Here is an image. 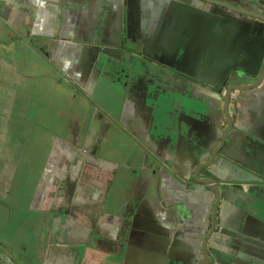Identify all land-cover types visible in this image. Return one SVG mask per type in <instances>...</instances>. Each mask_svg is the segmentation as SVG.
I'll return each mask as SVG.
<instances>
[{"label": "crops", "instance_id": "1", "mask_svg": "<svg viewBox=\"0 0 264 264\" xmlns=\"http://www.w3.org/2000/svg\"><path fill=\"white\" fill-rule=\"evenodd\" d=\"M217 1L250 13L0 0V264H264V76L225 108L264 74V0ZM30 143L45 187L6 212Z\"/></svg>", "mask_w": 264, "mask_h": 264}, {"label": "rangeland", "instance_id": "2", "mask_svg": "<svg viewBox=\"0 0 264 264\" xmlns=\"http://www.w3.org/2000/svg\"><path fill=\"white\" fill-rule=\"evenodd\" d=\"M57 107V105H55V108ZM63 107V105H62ZM43 122H41V125H42ZM33 144L30 143V146L29 148L27 149V151L24 150V153L22 154V159H21V164L19 165H16V169H15V173H14V190L17 192L15 195H9V199H6L5 202H4V205H5V208H4V211L6 212H12L13 210V207H12V204H13V198L14 196H16L18 194V201L21 200V204H23L24 202H26L27 198L30 196L28 195V193H31V198L32 196L36 193V191L39 189V190H42L44 189L45 186L39 184V186H37L34 182V184H31V183H28L27 185H25L26 187H21V181H24L22 178L23 177V174L26 172V169H24V166H25V162L27 160H32V156H33ZM23 162V163H22ZM34 179V177H33ZM36 181V179H35ZM19 189V190H18ZM20 193H23V195H21ZM25 196V197H24ZM26 199V200H25ZM29 203L28 202V206H29ZM27 206V208H28ZM15 208V207H14ZM9 210V211H8ZM30 212L27 213V217L25 218L28 223L25 221V225H28L30 224L29 222H31V220H35V217H31L30 216ZM6 218V217H5ZM18 219V217H16ZM8 223H10L11 225L14 224L13 221L10 220V218H8ZM4 244V243H3ZM5 245V244H4ZM10 252V251H9Z\"/></svg>", "mask_w": 264, "mask_h": 264}, {"label": "water", "instance_id": "3", "mask_svg": "<svg viewBox=\"0 0 264 264\" xmlns=\"http://www.w3.org/2000/svg\"><path fill=\"white\" fill-rule=\"evenodd\" d=\"M210 1H212V2H216V3H219V4H223V5H225V6H229V5H227V4L220 3V2H217V1H215V0H210ZM229 7H231V6H229ZM233 8H235V7H233ZM235 9L238 10V11H241V12L250 13L249 11H246V10H243V9H240V8H235ZM254 14L264 19V15L259 14V13H254ZM263 76H264V74H262V75L260 76V78H259L258 80H256V81H255L254 83H252V84H249V85H235V86H230V87L228 88V90H227V92H226V95H225V108H226L227 116H228V118H229V125H228V127L231 126V122H232V118H231V116L229 115V112H228V111H229L228 108H229V102H230V95H231V92H232L233 90H235V89H248V88H252V87L256 86V85L262 80ZM222 145H223V140L221 141L220 146H219L218 148H216V151H214V152L212 153V155H211V157H210V160H209L207 163H203L202 166H206V165L210 164V163L213 161V159H214V157H215L217 151L219 150V148H220ZM197 171H198V170H197V168H196V170H195V175H194V176L196 177V179H197V180L204 181L202 178H199V177L197 176ZM206 182H209V183L211 184V187L213 188V190L215 191V193H216V195H217V201H218V200H219V196H220V191H219L218 185H217L216 183H214V182H210V181H206ZM213 230H214V217L212 216V227H211V232H212ZM206 243H207V241L204 243V246H203V248H202L203 259H202L199 263H197V264H209L210 256L208 255V252H207V250H206Z\"/></svg>", "mask_w": 264, "mask_h": 264}, {"label": "flooded vegetation", "instance_id": "4", "mask_svg": "<svg viewBox=\"0 0 264 264\" xmlns=\"http://www.w3.org/2000/svg\"><path fill=\"white\" fill-rule=\"evenodd\" d=\"M210 1V0H209ZM215 1H217V0H215ZM212 2V1H211ZM217 2H220V3H224V4H227V5H229V6H231V7H229V6H225V5H223V4H220V5H223V6H225V7H228V8H231V9H235V8H238V7H235V6H233V5H231V4H229V3H225V2H221V1H217ZM213 3H216V2H213ZM217 4H219V3H217ZM233 7H235V8H233ZM241 9V8H240ZM236 10V9H235ZM244 10V9H243ZM238 11V10H237ZM239 12H241V11H239ZM260 14V13H259ZM263 15V14H262Z\"/></svg>", "mask_w": 264, "mask_h": 264}]
</instances>
